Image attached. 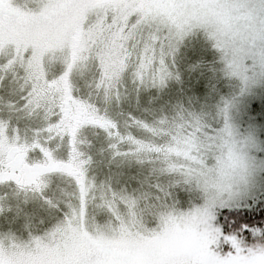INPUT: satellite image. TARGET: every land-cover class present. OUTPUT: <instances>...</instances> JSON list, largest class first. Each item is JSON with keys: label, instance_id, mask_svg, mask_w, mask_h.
Masks as SVG:
<instances>
[{"label": "snow or ice", "instance_id": "snow-or-ice-1", "mask_svg": "<svg viewBox=\"0 0 264 264\" xmlns=\"http://www.w3.org/2000/svg\"><path fill=\"white\" fill-rule=\"evenodd\" d=\"M0 264H264V0H0Z\"/></svg>", "mask_w": 264, "mask_h": 264}]
</instances>
